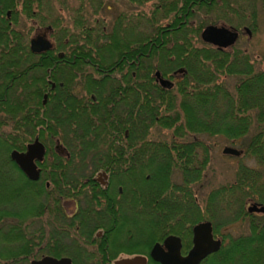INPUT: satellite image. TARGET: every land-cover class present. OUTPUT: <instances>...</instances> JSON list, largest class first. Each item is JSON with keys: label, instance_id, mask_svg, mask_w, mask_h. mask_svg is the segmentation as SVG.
<instances>
[{"label": "trees", "instance_id": "obj_1", "mask_svg": "<svg viewBox=\"0 0 264 264\" xmlns=\"http://www.w3.org/2000/svg\"><path fill=\"white\" fill-rule=\"evenodd\" d=\"M128 1L140 6L152 2L148 13L139 12L134 24L131 14L122 13L112 25V30L124 25L137 30L135 71L143 78L138 92L147 93L146 86L156 78V71L169 78L177 74L179 80L171 89L155 83L152 104L144 95L137 115H132L129 106L121 115H113L112 122L104 121L100 132H93L81 128L76 117L54 114L51 101L56 89H50L44 79L55 75V62L50 56L31 52L29 33L23 32L20 22H37L39 30L52 36L59 29L62 39L76 37L65 33L76 28L80 36L89 38L84 44L106 45L107 51L119 56V48L113 46L117 32L106 34L104 20L95 17L104 9L105 0H77L73 9L61 6L63 2L55 5L54 0H0V264H30L44 255L68 256L73 264H112L121 254L146 255L147 264H159L149 256L155 243L176 235L185 255L193 245V226L206 221L214 234L238 221L247 222L248 233L236 237L222 234L219 249L200 264H264V215L246 209L247 203L264 205V68L256 69L249 56L234 47L237 41L220 49L200 36L209 24L235 29L239 35L245 28L256 31L258 0ZM260 6L264 12V0ZM63 10L70 13V28L55 14ZM92 68L108 76L130 74L116 64L98 66L102 71ZM72 69L82 76L90 74L79 62ZM178 69L184 71L175 73ZM230 76L237 77L232 88L225 82ZM45 92L48 99L42 104ZM153 128L168 129L171 137L152 139ZM89 134L103 139H137L149 147V163L141 164L145 168L140 176L124 175L117 181L123 190L120 211L98 202L97 212L84 191L87 184L83 181L102 163L74 162L52 150L54 142H61L69 152L76 150L77 143L86 141ZM199 134L242 139L244 153L258 164L254 168L240 163L234 181L211 189L203 204L198 203L192 187L200 182L208 163L207 148L197 140L181 143V138ZM36 138L45 144L46 153L39 163L40 178L32 181L10 153L24 151ZM111 165L132 172L129 163ZM71 198L80 199L81 212L86 214L77 224L66 211ZM90 212L100 216L108 212L112 219L91 221ZM35 223L37 229H33ZM101 228L104 233L98 238L95 232ZM118 239L123 243L114 242Z\"/></svg>", "mask_w": 264, "mask_h": 264}, {"label": "flooded vegetation", "instance_id": "obj_2", "mask_svg": "<svg viewBox=\"0 0 264 264\" xmlns=\"http://www.w3.org/2000/svg\"><path fill=\"white\" fill-rule=\"evenodd\" d=\"M7 16L10 17V13H7ZM103 31L106 34L117 32V38L114 39L116 40V44L113 46L119 48V56L113 54L111 50L107 51L106 45L84 44V41L89 40V38L80 36V31L73 27H71L70 30L67 29L65 33L68 35L76 34V37L70 35L62 39L60 37L61 33L59 32L60 35H57L58 37L52 40L49 39L51 32L47 33V37L51 44L48 48L40 52H33L29 44V49L32 53L37 56H50L55 62L53 65V72L55 75L44 79L45 82L50 85V89H56L52 94L51 101V108L54 114L58 115V113L61 112L68 116L76 117L75 121H78L79 124L81 123V128L93 132H100L102 128H104L106 122H112L113 115H121L123 109L127 110L129 106H131L132 115H137L140 97L142 98L144 95L148 96L149 102L152 104L155 96V83L166 88L160 83L157 77L155 79L150 78L151 81L146 86L148 90L147 93H139V80L143 78L138 77L135 71L138 63L135 45L128 44L126 40H123L122 36L123 33L126 34L129 32L128 29L122 27L118 30L110 29L108 31L106 28H103ZM130 32L133 37V28ZM39 33H42V31L37 28L33 36ZM71 37L73 41L77 40L80 42L72 43ZM131 41H133V38ZM128 47L131 50L130 55L128 54ZM76 62L82 63L83 67L89 68L90 74L82 76L75 73L72 68L75 66ZM110 64H116L119 67L124 66L125 74H130L124 76H108L106 74H99V72L94 71L92 68L99 69L98 66L105 67ZM70 66L73 67L70 69ZM99 70L102 71L101 69ZM176 76V74H174L175 78L161 76L172 82L171 87L166 89L174 87L175 82L179 80ZM65 81L67 82L66 85H64ZM172 95L175 94L173 93ZM47 99L48 93L45 92L42 94V104H45ZM127 135L128 131L126 130L124 136L127 137ZM143 143L144 142L138 141L137 139H103L101 135L89 134L86 141L77 143L76 150H71L69 152L61 142H54L52 150L63 158L74 162L96 161L97 163H102L83 181L87 184L84 191L89 200L92 201L93 209L97 212L100 209L97 204L98 202L103 206H109L114 211H120L123 201V190L120 185H117V181L121 177L123 178L124 175H139L140 170L145 168L142 167L141 164L149 163V147L148 145H143ZM181 143L186 142L182 141ZM43 145L46 153V146L44 143ZM24 151H26V149ZM70 153L72 155H69ZM50 159L52 160V157H50ZM36 163L41 174V168L39 167L40 162ZM113 163H129L132 165V172L126 173L124 170L127 169V167L122 168L120 165L118 167L112 166L111 164ZM144 177L149 178V175L145 174ZM48 185L49 184L46 183V186ZM98 192H103L104 196H95L93 198L94 194ZM69 200L70 204L67 205L66 211L67 215L72 218L71 221L75 224L79 218L84 217L86 214L81 212L80 199L71 198ZM105 216L112 219L111 214H105ZM103 233L104 230L101 228L95 234L96 237L101 238ZM214 239H220V237L214 234ZM127 256L132 257L134 255Z\"/></svg>", "mask_w": 264, "mask_h": 264}, {"label": "rangeland", "instance_id": "obj_3", "mask_svg": "<svg viewBox=\"0 0 264 264\" xmlns=\"http://www.w3.org/2000/svg\"><path fill=\"white\" fill-rule=\"evenodd\" d=\"M63 2L65 5H61L60 3ZM105 7L104 9L95 15V17H99L100 19L104 20V24L106 29L109 31L112 29V25L114 23L115 18H117L120 14H128L132 16L133 24L137 21V17L139 12H146L151 9V3L149 2L145 5H138V3L133 2L130 3L128 0H105ZM55 5L65 6L68 9H73L75 6L77 7V0H54ZM245 3L242 4L244 6ZM258 6V16H257V30L254 32H250V35L241 29V33L239 38L234 45L235 48L239 49L243 53L247 54L253 63L256 69H263L264 68V13L260 6V0L257 2ZM249 13V12H248ZM58 17H61V22L64 27L70 28L71 26V17L69 16L70 13L68 10H63L61 13H55ZM22 19V18H21ZM20 25L23 26V32L25 34L29 33V38L31 39L35 34V31L40 28V24L29 19H22ZM124 28H129L127 25H124ZM246 26V25H244ZM243 27V26H242ZM30 29V31H28ZM138 29V28H137ZM136 30V28H135ZM129 32L126 34L123 33V40H126L129 44L135 43V36L137 30L134 31L133 29V37L131 36L130 29ZM135 32V33H134ZM46 33H49V31ZM59 34V29H56L55 35L49 36V39L55 40ZM133 38V41L131 39ZM29 39V40H30ZM133 42V43H132ZM230 48V49H235ZM178 71V70H177ZM176 72V71H175ZM177 75V74H176ZM167 77V76H166ZM179 79V76H176ZM224 79V78H223ZM174 80V79H173ZM237 80L236 76H230L225 78V82L232 88L234 82ZM150 137L152 139H159V140H166L165 138L169 139L171 137L170 130L164 129H151L150 130ZM193 140H197L205 144L208 152V163L205 169L202 172V178L199 183L195 184L192 188L196 194V199L199 204H203L205 195L214 188H218L222 185L232 183L235 179V172L240 163H244L249 167L257 168L258 164L253 157L244 153V145L242 143V139L239 140H230L223 135H187L181 138V141L190 142ZM233 147L238 150L242 151L241 155H227L223 153V149L225 147ZM203 155L202 150H198V157L201 159ZM140 176V175H137ZM136 177V176H135ZM173 179L175 181H179V177L174 175ZM122 180V177L119 179ZM258 199L257 197H255ZM70 204V203H68ZM81 204V203H80ZM123 201L121 203L120 210L122 209ZM82 206V205H81ZM249 206V203L246 204V209ZM91 221L95 222H104L106 223L108 218L106 219L105 215L97 214V213H89ZM107 214H110L107 212ZM257 215L261 216L263 214L257 213ZM39 224L35 223L33 229H37ZM99 230V229H98ZM96 230V232L98 231ZM95 232V233H96ZM220 234H216L218 237L221 238V235H229L232 237L239 236L241 234L248 233V225L247 222L238 221L233 224L227 225L222 227L219 230ZM72 237V235H70ZM69 241V240H68ZM117 243H123V239L114 240ZM128 257L125 254L119 255V258Z\"/></svg>", "mask_w": 264, "mask_h": 264}, {"label": "water", "instance_id": "obj_4", "mask_svg": "<svg viewBox=\"0 0 264 264\" xmlns=\"http://www.w3.org/2000/svg\"><path fill=\"white\" fill-rule=\"evenodd\" d=\"M250 35L248 28L244 29ZM201 39L220 49L232 46L239 38V32L235 29L222 25L209 24L201 31ZM51 44L46 32L39 33L30 39V48L33 52L45 50ZM183 69H178L175 73H182ZM155 76L160 83L169 88L172 82L161 77L159 71ZM223 153L227 155H240V151L233 147H225ZM45 155V148L37 138L27 145L26 151L12 150L10 158L16 163L24 175L37 181L40 178V170L36 162H42ZM249 213H261L264 215V205L252 203L247 207ZM193 245L187 254H181V239L176 235L166 237L162 243H155L149 252V256L159 264H200L201 260L209 253L219 249L221 240L214 239L213 228L210 222H200L193 226ZM30 264H73L68 256L54 257L44 255L41 258L31 260ZM112 264H147L146 255H134L116 259Z\"/></svg>", "mask_w": 264, "mask_h": 264}]
</instances>
